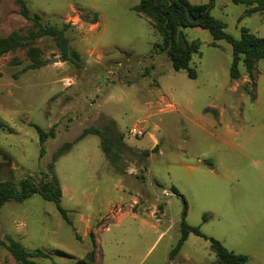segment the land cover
I'll list each match as a JSON object with an SVG mask.
<instances>
[{
	"label": "rangeland",
	"instance_id": "1",
	"mask_svg": "<svg viewBox=\"0 0 264 264\" xmlns=\"http://www.w3.org/2000/svg\"><path fill=\"white\" fill-rule=\"evenodd\" d=\"M26 1L44 24H70L69 45L81 58L63 61L52 37L35 42L46 60L39 69L22 71L26 49L0 58V152L9 160L0 163V180L40 181L53 154L86 128H100L110 141L89 134L54 162L73 225L34 194L3 205L1 239L50 254L36 258L41 264H77L93 239L96 264H214L210 240L194 233L169 259L187 209L188 224L249 264H264V59L252 73L241 61L232 78V45L185 27L199 42L193 79L156 50L161 35L133 10L140 0ZM248 8L214 0L211 14L235 38L243 27L264 38V14L247 15ZM32 28L16 0H0V37ZM31 124L54 128L43 156ZM0 264H19L5 243Z\"/></svg>",
	"mask_w": 264,
	"mask_h": 264
},
{
	"label": "trees",
	"instance_id": "2",
	"mask_svg": "<svg viewBox=\"0 0 264 264\" xmlns=\"http://www.w3.org/2000/svg\"><path fill=\"white\" fill-rule=\"evenodd\" d=\"M233 1L248 6L247 15H252L256 12L264 14V0ZM16 2L20 7V14L33 24V28L27 33L15 32L8 36L0 37V58L9 52L26 49V55L30 63L22 71L39 69L45 65L46 60L43 58V51L35 45V42L39 38L52 37L59 46L63 61L77 63L81 55L76 49L70 48L69 38L66 34L70 28V24H65L61 27L44 24L42 16L39 13H32L26 0H16ZM213 3L214 0H210L207 4H194L189 0H140L133 7V10L138 15L145 16L152 21L154 28L162 37V43L156 45V50H161L168 54L176 71L186 70L190 78L194 79L197 77V71L191 67L190 63L199 47V42L189 40L182 31V28L201 27L209 30L215 40H226L232 45L234 56L230 69L232 78L239 77V64L241 61L246 70L252 73L256 69L258 61L264 59V38L255 35L246 27H243L240 38H235L226 32V24L211 14ZM31 125L39 133L40 156H43L45 153V143L49 137L54 135V128H51L47 132L39 125ZM105 133L98 127H89L84 129L74 141L64 143L53 154L52 161L48 164V170L42 171L43 178L40 181L35 180L31 175L21 179L19 183L10 179L0 180V210L9 201L22 202L34 194H40L45 200L54 202L62 218L69 225H73L67 209L61 204L63 192L55 173L54 162L58 156L62 155L69 147H72L74 143L89 134H98L104 142L110 141V138ZM173 190L175 194H180L177 188L174 187ZM186 215L187 209L184 211V218L181 222V237L170 253V260L179 254L190 233H194L210 240L211 247L217 256V261L214 264H249L247 255L236 253L226 247L220 240L208 237L201 231L200 226L188 224ZM205 219H207L206 215ZM0 243H5L7 249L19 264H41L36 260L37 257H51L50 254L40 248L33 251L27 250L19 240L13 237H8L7 242H4L0 236ZM77 264H96V243L94 239L93 249L84 258L79 260Z\"/></svg>",
	"mask_w": 264,
	"mask_h": 264
},
{
	"label": "water",
	"instance_id": "3",
	"mask_svg": "<svg viewBox=\"0 0 264 264\" xmlns=\"http://www.w3.org/2000/svg\"><path fill=\"white\" fill-rule=\"evenodd\" d=\"M8 161H9L8 158H6L4 154L0 152V163H5Z\"/></svg>",
	"mask_w": 264,
	"mask_h": 264
},
{
	"label": "built area",
	"instance_id": "4",
	"mask_svg": "<svg viewBox=\"0 0 264 264\" xmlns=\"http://www.w3.org/2000/svg\"><path fill=\"white\" fill-rule=\"evenodd\" d=\"M132 133L137 136L143 134V132L139 130L138 128H133Z\"/></svg>",
	"mask_w": 264,
	"mask_h": 264
}]
</instances>
